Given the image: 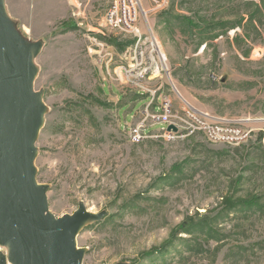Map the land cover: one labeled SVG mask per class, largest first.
<instances>
[{"label":"rangeland","instance_id":"374dc122","mask_svg":"<svg viewBox=\"0 0 264 264\" xmlns=\"http://www.w3.org/2000/svg\"><path fill=\"white\" fill-rule=\"evenodd\" d=\"M112 1L5 0L16 35L41 45L33 88L47 111L34 168L49 212L105 213L78 234L82 264H264V0H139L135 35L105 21ZM140 37L145 56L155 40L153 59L167 60L139 86L174 110L241 121L258 138L130 141L150 95L115 71L129 67L123 54ZM95 39L114 48L109 66Z\"/></svg>","mask_w":264,"mask_h":264},{"label":"water","instance_id":"95a60500","mask_svg":"<svg viewBox=\"0 0 264 264\" xmlns=\"http://www.w3.org/2000/svg\"><path fill=\"white\" fill-rule=\"evenodd\" d=\"M40 51L41 45H26L16 35L0 0V246L11 264H82L85 250H76L75 237L105 213L80 205L56 218L47 186L36 180L35 143L47 111L33 88ZM0 264H7L3 253Z\"/></svg>","mask_w":264,"mask_h":264},{"label":"built area","instance_id":"2783aa9c","mask_svg":"<svg viewBox=\"0 0 264 264\" xmlns=\"http://www.w3.org/2000/svg\"><path fill=\"white\" fill-rule=\"evenodd\" d=\"M139 0H113L106 12L105 21H113V24L123 25L124 33H139L137 21ZM98 50L94 52L109 66V58L115 57L114 48L105 42L95 39ZM153 47L155 40L148 49L145 58H138L137 52L123 54L124 58H131L129 67H116L118 80L130 83L138 94H149L150 101L147 106L145 119L136 125H130L127 130V138L132 142H142L150 139H164L175 141L203 134L207 140L214 143H222L231 146H240L258 138L252 128L241 126V121H233L216 117L210 113L202 112L190 106L185 111L173 109L172 100L163 96L155 98V90L147 86H139L138 78H147L149 81L160 78L165 61L153 59ZM107 60V61H106ZM158 99V102L155 100ZM151 109V110H150ZM157 124L163 125L159 130L151 128ZM174 126L176 131L169 129ZM0 246V252H1Z\"/></svg>","mask_w":264,"mask_h":264},{"label":"bare ground","instance_id":"6f19581e","mask_svg":"<svg viewBox=\"0 0 264 264\" xmlns=\"http://www.w3.org/2000/svg\"><path fill=\"white\" fill-rule=\"evenodd\" d=\"M110 24L112 25V27L114 26V28H122L121 27V24H113V21H110ZM110 25V26H111ZM141 41H142V37H140L137 41H136V43H135V46L133 47H130L128 50H129V52H137L138 53V58H145V54H144V50H143V47H142V45H141ZM158 42V46H159V49H160V52H161V57L163 58V56H165V52L163 51V48H162V45H161V43L159 42V41H157ZM156 44V43H155ZM156 47H157V44H156ZM154 57V56H153ZM115 59V57H111L110 58V60L109 61H113ZM162 60V62H164L165 60H167V59H161ZM166 62V61H165ZM165 66V68H166V65H164ZM121 67H127V65L126 66H121ZM138 79H142V78H138ZM140 82V81H139ZM142 85V84H141ZM143 86V85H142ZM160 91H161V89H160ZM157 93H158V91L156 90L155 91V98L157 97ZM158 98H162V95H159L158 96ZM77 237H78V235L75 237V242H76V250H78L79 249V246H78V243H77ZM1 257H2V252H0V259H1Z\"/></svg>","mask_w":264,"mask_h":264},{"label":"trees","instance_id":"16d2710c","mask_svg":"<svg viewBox=\"0 0 264 264\" xmlns=\"http://www.w3.org/2000/svg\"><path fill=\"white\" fill-rule=\"evenodd\" d=\"M110 44L116 46L120 51H124L127 48V43L118 42L117 40L110 39L108 40Z\"/></svg>","mask_w":264,"mask_h":264}]
</instances>
